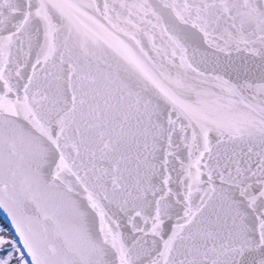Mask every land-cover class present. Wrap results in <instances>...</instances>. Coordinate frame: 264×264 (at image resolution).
Returning a JSON list of instances; mask_svg holds the SVG:
<instances>
[{
	"label": "snow or ice",
	"instance_id": "obj_1",
	"mask_svg": "<svg viewBox=\"0 0 264 264\" xmlns=\"http://www.w3.org/2000/svg\"><path fill=\"white\" fill-rule=\"evenodd\" d=\"M0 264H264V0H0Z\"/></svg>",
	"mask_w": 264,
	"mask_h": 264
}]
</instances>
